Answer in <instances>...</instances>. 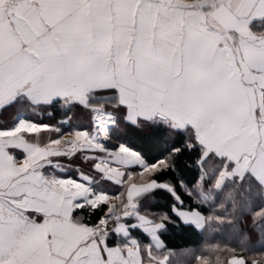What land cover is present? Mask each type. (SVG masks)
I'll return each instance as SVG.
<instances>
[{"label": "snow or ice", "instance_id": "snow-or-ice-1", "mask_svg": "<svg viewBox=\"0 0 264 264\" xmlns=\"http://www.w3.org/2000/svg\"><path fill=\"white\" fill-rule=\"evenodd\" d=\"M6 109L0 264H172L180 224L238 239L195 264H262L245 253L264 256V0H0ZM76 111L89 129L44 122Z\"/></svg>", "mask_w": 264, "mask_h": 264}, {"label": "trees", "instance_id": "trees-1", "mask_svg": "<svg viewBox=\"0 0 264 264\" xmlns=\"http://www.w3.org/2000/svg\"><path fill=\"white\" fill-rule=\"evenodd\" d=\"M80 114L83 112L79 111ZM70 114V113H69ZM61 118H65L62 113H56L50 120L58 122ZM153 158H161L156 153H152ZM182 160L187 159L188 163H192L195 159L194 154L191 157L185 156L181 158ZM171 175V174H169ZM180 175L185 180L186 183L191 185L196 179V169L193 164L192 167H185L183 163L180 165ZM165 179V177H161ZM181 195L184 196L186 204H191V200L184 195L181 191ZM172 203V198L164 191H158L155 196V201L150 205L152 211H168ZM251 236V244L255 245L257 243V234L249 230ZM162 239L171 249L175 250V256L172 258V264H195V256L199 254H207L205 249L208 245L219 244L221 246L238 247V239L231 236L229 233H209L199 232L191 227H185L180 224L179 226L169 225L168 231L163 234ZM147 242V241H145ZM260 250L258 248H250V250L245 253L246 256H253L264 262V256L259 255ZM222 261L230 258L231 253L222 252L219 253ZM210 259H215V254L210 256Z\"/></svg>", "mask_w": 264, "mask_h": 264}, {"label": "crops", "instance_id": "crops-1", "mask_svg": "<svg viewBox=\"0 0 264 264\" xmlns=\"http://www.w3.org/2000/svg\"><path fill=\"white\" fill-rule=\"evenodd\" d=\"M15 114V109H6L2 114H0V126H10L12 123H14L13 116ZM70 116H72V120L68 124H62L61 121L65 120V118H61L58 122L50 120V117L47 115L44 116V122H50L54 124L56 127H59L61 129L62 133H67L68 131L72 130V127L78 126L80 130L89 129L91 127L90 125V118L87 113L80 114L79 111H76L74 113H70ZM35 119V117H33ZM48 135H51L53 138L56 137V133H44L40 136V142L46 143ZM65 164H71L72 168L69 170V174L76 178L77 173L75 172V168L78 166L81 168L83 172L86 174H93L91 171V163H84L81 159L76 158L72 161L62 160ZM116 165H113L115 167ZM138 170V169H137ZM97 175V179H98ZM104 186L106 189L112 193L115 192L116 188L114 185H111L110 183L105 182ZM264 264V262L262 263Z\"/></svg>", "mask_w": 264, "mask_h": 264}]
</instances>
